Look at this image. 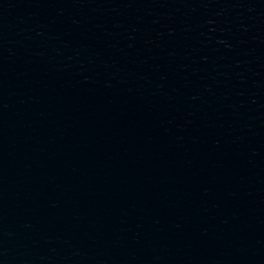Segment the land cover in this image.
Instances as JSON below:
<instances>
[{
  "label": "water",
  "instance_id": "95a60500",
  "mask_svg": "<svg viewBox=\"0 0 264 264\" xmlns=\"http://www.w3.org/2000/svg\"><path fill=\"white\" fill-rule=\"evenodd\" d=\"M0 264H264L124 0H0Z\"/></svg>",
  "mask_w": 264,
  "mask_h": 264
}]
</instances>
